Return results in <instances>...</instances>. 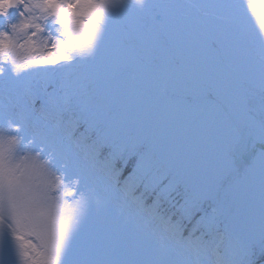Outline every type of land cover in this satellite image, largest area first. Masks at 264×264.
<instances>
[{
	"label": "snow or ice",
	"instance_id": "6c2138e0",
	"mask_svg": "<svg viewBox=\"0 0 264 264\" xmlns=\"http://www.w3.org/2000/svg\"><path fill=\"white\" fill-rule=\"evenodd\" d=\"M0 264H264V0H0Z\"/></svg>",
	"mask_w": 264,
	"mask_h": 264
}]
</instances>
